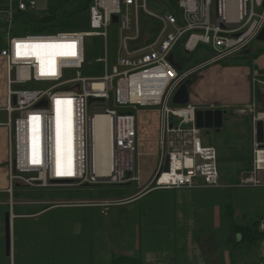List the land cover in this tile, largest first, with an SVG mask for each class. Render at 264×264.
Wrapping results in <instances>:
<instances>
[{
	"label": "built area",
	"instance_id": "2783aa9c",
	"mask_svg": "<svg viewBox=\"0 0 264 264\" xmlns=\"http://www.w3.org/2000/svg\"><path fill=\"white\" fill-rule=\"evenodd\" d=\"M46 1L6 0V8L0 9L5 32L0 58L6 63L8 77L7 121L0 126H5L10 135V183L0 193L10 194L14 203L17 184L35 189L138 184V197L157 190L228 188L221 179L216 149L202 145L201 131L195 124L197 108L191 104L169 106L192 75L258 42L264 31V0H175L173 4L159 0H94L88 32L24 35L14 29L19 12L35 11L39 2ZM150 1H157L156 6L164 12L149 10ZM140 11L156 19L161 31L152 44L131 48L130 43L140 39ZM114 16L118 17L117 24ZM114 25L120 34L114 64L107 53L99 60L104 63L103 76H82L87 65L86 40L100 37L107 48L109 30ZM258 43L264 46V42ZM200 48L211 58L198 67L185 71L179 68L177 51L192 55ZM49 70L55 74H47ZM42 102L45 106H39ZM140 108H160L156 112L160 163L148 184L143 183L138 162ZM250 111L254 114L253 160L251 170L243 173L237 187L260 189L264 187V141L258 143L257 124H264V111L256 105ZM98 117L105 118L111 142L110 157L102 162L97 161ZM57 138L63 145L59 146V158ZM167 156L169 172L164 170ZM22 174L33 176L24 178ZM81 203L90 207L113 204Z\"/></svg>",
	"mask_w": 264,
	"mask_h": 264
},
{
	"label": "rangeland",
	"instance_id": "374dc122",
	"mask_svg": "<svg viewBox=\"0 0 264 264\" xmlns=\"http://www.w3.org/2000/svg\"><path fill=\"white\" fill-rule=\"evenodd\" d=\"M79 5V0H49L39 2L33 12L37 18H43L50 14V8L75 12ZM148 7L153 12L162 11L152 1ZM215 18L214 5L212 19ZM73 23L77 31H90L89 10L77 13ZM139 26L140 39L130 43L131 48L133 45L144 47L152 44L161 31V24L142 11L139 13ZM119 44L117 25L109 30L107 48L104 39L88 38L87 65L81 71L82 76H103L104 63L99 60L108 53L111 64H114ZM253 46L258 48L262 44L256 42ZM181 51H177L175 56L184 71L211 58L204 48L192 55ZM3 63L0 71H4L6 77ZM224 65V62L214 64L204 71L207 73ZM169 107L177 108L172 104ZM146 109L140 108L138 113L141 134L138 162L143 171L144 184L150 182L160 163V157H157L159 121L156 113L160 108H155L156 111ZM238 111L231 109L220 133L202 130L201 135L203 146L216 149L219 172L226 181L242 177L253 160L252 129L245 120L247 115ZM6 166L8 169V163ZM21 176L30 178L33 175ZM244 189L249 191L232 193L229 202L226 194L210 188L157 190L142 197H138V184L129 188L106 187L90 191H84V187L43 191L24 189L15 199L13 195V201H17L14 205L17 204L21 210L15 214L13 209L12 258L6 257V212L1 207L7 204L11 211V195L4 193L0 196V264H113L122 256L140 259L143 264H258L264 256V241L255 244L247 253L234 250L233 243H238V234L230 231L231 221L223 218L222 213L226 202H232L236 223L252 227L255 219H264V187L260 191ZM67 195H72L68 201ZM126 197L127 201L122 202L121 199ZM104 201L113 204L87 209L89 206L81 203ZM230 235L233 239L229 242Z\"/></svg>",
	"mask_w": 264,
	"mask_h": 264
},
{
	"label": "trees",
	"instance_id": "16d2710c",
	"mask_svg": "<svg viewBox=\"0 0 264 264\" xmlns=\"http://www.w3.org/2000/svg\"><path fill=\"white\" fill-rule=\"evenodd\" d=\"M49 1V0H47ZM46 1V2H47ZM94 0H79L80 5L79 8L75 12H69V11H63L60 12L59 10L50 8V14L46 17L43 18H37L35 13L33 11H25V12H19L16 18V21L14 23V29L19 31L21 34L25 35H46V34H56L58 32H63V31H77L75 30L76 27L74 26L73 23V17L81 12V11H86L90 10V7L92 6ZM164 3H171L173 4L175 0H159ZM153 3H156L157 1H152ZM6 8V0H0V9ZM165 10V9H164ZM162 12H164L162 10ZM114 27V26H113ZM256 43V42H255ZM254 43L251 44L247 49L243 50L242 52L232 56L230 59L224 61V63H227V65H243V64H252L256 59H258L261 55L264 54V46L262 45L261 47L255 48ZM5 46V32H4V25L0 23V51L4 48ZM88 56V55H87ZM101 60V59H100ZM101 63V62H100ZM201 62L200 64H202ZM198 66V65H197ZM179 68L183 69V66L180 65ZM95 77V76H92ZM257 101H258V108L259 111H264V89L262 90L261 93L258 94L257 96ZM245 120L250 122L252 120L251 115H247L245 117ZM251 170V165L245 169L244 172H248ZM240 177V176H239ZM233 177L229 179V181H226L224 177L221 176L222 182L229 186L228 188L224 189H211L215 191H219L222 194H226V197L228 198V201H231V194L237 193V192H243V191H249L244 188H239L237 187L240 184V178ZM106 187H122V188H129L132 187V185H125V186H94V187H87L84 188V191H90L94 188H101L104 189ZM24 189H29L28 187L22 185V184H17L14 187V199L15 196L19 195V192L24 190ZM257 191L263 190V188L256 189ZM37 191H43L42 189H38ZM4 193H0V196L3 195ZM251 194V193H249ZM40 195V194H38ZM7 199H8V194H6ZM31 197V195H29ZM72 195H67V201L71 199ZM129 198V197H128ZM127 199H121L125 200ZM120 201V200H118ZM15 203L17 201L14 200ZM226 202V204H227ZM222 208V213H223V218L228 219L231 221L230 223V231L234 234L237 233V241L238 243H233L234 244V250L240 251V252H249L251 248L256 244L258 245L259 243H262L264 241V230L261 229L262 224L264 223V219H255L252 223V227L249 226L250 224H245V223H236L233 218V212L235 210V206L233 203H229ZM3 209H5V212H9V205L6 204V206H1ZM48 208V207H46ZM86 208V207H85ZM93 207H88L87 209H91ZM94 208H102V207H94ZM14 213L19 214V211L21 210L20 207H18L17 204L14 205L13 207ZM18 220L15 221V226ZM231 239H233L230 235L228 236V241L230 242ZM264 259V256L261 258L260 262H262ZM259 262V263H260ZM258 263V264H259ZM113 264H143L140 259L137 258H128V257H119L113 261Z\"/></svg>",
	"mask_w": 264,
	"mask_h": 264
},
{
	"label": "crops",
	"instance_id": "0c3cea01",
	"mask_svg": "<svg viewBox=\"0 0 264 264\" xmlns=\"http://www.w3.org/2000/svg\"><path fill=\"white\" fill-rule=\"evenodd\" d=\"M3 61L0 58V65ZM3 64L6 77L5 72L0 71V123L7 121L5 109L8 99V77L6 63ZM204 69L196 73L197 78L190 88L191 105L197 110H227L228 115L231 113V109H234L239 110L240 114L253 117L254 114L250 109L253 108V105L258 107L257 96L264 89V54L250 65H227L225 63L224 67L217 66L207 73ZM251 122L252 120L248 122L250 129H252ZM200 131V135H202V130ZM9 137V130L5 126H0V192L6 191L7 185H9V168L7 169L6 166V163L9 166Z\"/></svg>",
	"mask_w": 264,
	"mask_h": 264
},
{
	"label": "water",
	"instance_id": "95a60500",
	"mask_svg": "<svg viewBox=\"0 0 264 264\" xmlns=\"http://www.w3.org/2000/svg\"><path fill=\"white\" fill-rule=\"evenodd\" d=\"M113 22L118 23V17H113ZM258 42H264V31L258 37ZM197 74L192 75L176 92L172 104L173 106L183 107L190 104V88L194 85ZM39 106H45V103H40ZM228 115L227 110L222 109H209V110H197L195 114V124L196 128L199 130H215L220 133L224 126V118ZM257 140L258 143H263L264 141V124L263 122H258L257 124ZM164 170L169 172L170 170V157L167 156ZM11 211L5 215V245H6V257H13V205L11 203Z\"/></svg>",
	"mask_w": 264,
	"mask_h": 264
},
{
	"label": "bare ground",
	"instance_id": "6f19581e",
	"mask_svg": "<svg viewBox=\"0 0 264 264\" xmlns=\"http://www.w3.org/2000/svg\"><path fill=\"white\" fill-rule=\"evenodd\" d=\"M104 120H105L104 117H98L96 119V126H95L97 161H100V162L105 161V159H108L111 154V149H110L111 142L109 140V134L107 132V127L103 122ZM56 143H57L56 148H57V156H58L59 146L60 144L62 145V142L59 138H57ZM62 158L63 157H60V159Z\"/></svg>",
	"mask_w": 264,
	"mask_h": 264
},
{
	"label": "snow or ice",
	"instance_id": "6c2138e0",
	"mask_svg": "<svg viewBox=\"0 0 264 264\" xmlns=\"http://www.w3.org/2000/svg\"><path fill=\"white\" fill-rule=\"evenodd\" d=\"M47 74H53L54 75L55 73H54V70H49Z\"/></svg>",
	"mask_w": 264,
	"mask_h": 264
}]
</instances>
